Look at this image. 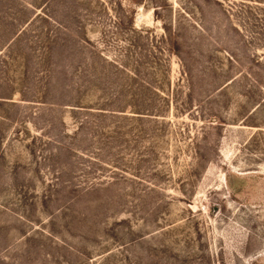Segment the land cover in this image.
<instances>
[{"label": "rangeland", "instance_id": "rangeland-1", "mask_svg": "<svg viewBox=\"0 0 264 264\" xmlns=\"http://www.w3.org/2000/svg\"><path fill=\"white\" fill-rule=\"evenodd\" d=\"M0 264H264V0H0Z\"/></svg>", "mask_w": 264, "mask_h": 264}]
</instances>
